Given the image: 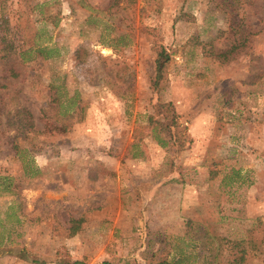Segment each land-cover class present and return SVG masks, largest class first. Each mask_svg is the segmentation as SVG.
I'll use <instances>...</instances> for the list:
<instances>
[{"label":"rangeland","instance_id":"rangeland-1","mask_svg":"<svg viewBox=\"0 0 264 264\" xmlns=\"http://www.w3.org/2000/svg\"><path fill=\"white\" fill-rule=\"evenodd\" d=\"M74 261L264 264V0H0V264Z\"/></svg>","mask_w":264,"mask_h":264},{"label":"trees","instance_id":"trees-1","mask_svg":"<svg viewBox=\"0 0 264 264\" xmlns=\"http://www.w3.org/2000/svg\"><path fill=\"white\" fill-rule=\"evenodd\" d=\"M226 53L227 52H225L223 54L225 55ZM44 57H45V55L42 56V58H44ZM167 61H168V54L164 51V49H160L156 53L155 58H154V74H153V77L151 80V85L154 88L158 87L160 82L164 78V67H165V64ZM157 111H158L157 113L160 114L164 119H169L170 125L173 126V128H174L173 131L171 132L170 131V125L168 126V125L163 124V127L166 130V132L168 133L169 138L170 139L172 138L173 140H178V138L180 137L179 136V130L177 127L178 123H176V121H175V117L177 115L172 109V104L169 101L168 102H158L157 103ZM161 143L163 144V142H161ZM179 144H181V143H179ZM73 222L75 224H77V220H73ZM75 229H76V225L74 226V228L71 227L72 232ZM240 252H241V254L238 255L239 261L242 260V254H244L245 251L242 249ZM234 262H238V261L234 260ZM71 264H77V262L74 261ZM156 264H168V262L162 261V262L156 263Z\"/></svg>","mask_w":264,"mask_h":264}]
</instances>
